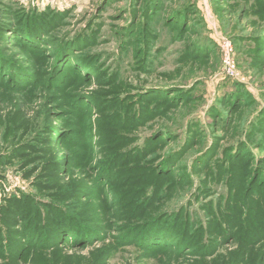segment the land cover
<instances>
[{
    "label": "rangeland",
    "instance_id": "1",
    "mask_svg": "<svg viewBox=\"0 0 264 264\" xmlns=\"http://www.w3.org/2000/svg\"><path fill=\"white\" fill-rule=\"evenodd\" d=\"M0 264H264V0H0Z\"/></svg>",
    "mask_w": 264,
    "mask_h": 264
},
{
    "label": "built area",
    "instance_id": "2",
    "mask_svg": "<svg viewBox=\"0 0 264 264\" xmlns=\"http://www.w3.org/2000/svg\"><path fill=\"white\" fill-rule=\"evenodd\" d=\"M222 52L224 53L225 62L228 67L227 73L228 75L234 77L236 75V70L235 67H233V62L231 61L232 46L227 41H224Z\"/></svg>",
    "mask_w": 264,
    "mask_h": 264
}]
</instances>
